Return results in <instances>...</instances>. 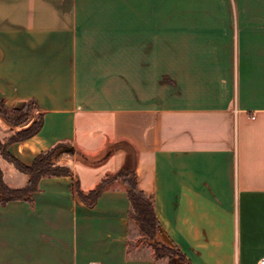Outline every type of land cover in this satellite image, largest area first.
<instances>
[{
	"label": "crops",
	"instance_id": "crops-1",
	"mask_svg": "<svg viewBox=\"0 0 264 264\" xmlns=\"http://www.w3.org/2000/svg\"><path fill=\"white\" fill-rule=\"evenodd\" d=\"M0 99L43 112L8 154L30 165L63 142L72 170L40 178L31 201L0 203V264H163L128 250L121 185L92 206L75 191L121 169L191 264L264 256V0H0ZM94 121L100 142L79 141ZM15 129L0 116V141ZM99 149L106 170L82 180L78 158ZM0 169L25 185L1 152Z\"/></svg>",
	"mask_w": 264,
	"mask_h": 264
},
{
	"label": "trees",
	"instance_id": "trees-1",
	"mask_svg": "<svg viewBox=\"0 0 264 264\" xmlns=\"http://www.w3.org/2000/svg\"><path fill=\"white\" fill-rule=\"evenodd\" d=\"M31 110L37 112V117L28 123L32 114ZM0 116L10 126L17 127L3 141H0V152L9 164L27 176L24 186L13 188L3 181L0 169L1 204L14 199L31 201L32 193L38 189L40 178L72 174L71 168L59 161L61 155L59 151L64 144L63 142H57L47 150L40 152L30 165L20 163L6 152L8 144L27 139L40 130L43 112L40 111L34 100H27L20 107H14L7 106L0 99ZM113 184L121 185L126 191L130 203L128 210V234L130 235L134 228L137 229L139 236L146 241V244L141 246V248H150L152 257L155 260H162L163 264H179L173 260V256L177 257L184 264H191L184 253L161 236V228L154 214L153 195L140 189L136 173L133 170L121 169L107 175L93 189L86 193L81 191L77 185L75 186V191L86 205L92 206L98 195ZM134 246H136L135 243H132L128 237V250L134 249Z\"/></svg>",
	"mask_w": 264,
	"mask_h": 264
},
{
	"label": "rangeland",
	"instance_id": "rangeland-1",
	"mask_svg": "<svg viewBox=\"0 0 264 264\" xmlns=\"http://www.w3.org/2000/svg\"><path fill=\"white\" fill-rule=\"evenodd\" d=\"M32 114L30 115L29 122L34 120L37 117V112L35 110H31ZM97 121V120H96ZM100 125L93 122L90 130L86 132V130L83 129V126L81 127L78 125L77 128V136L79 141H88L91 142V144L97 145L100 142V139L102 137V132H99L97 128H95L94 125ZM108 129H110V125L107 124ZM105 131L107 132L106 128ZM108 153V149L106 150H92L91 152L85 154V159H82L81 157L78 158V167L77 171L78 174L82 177V180H90L92 178H96L100 173L104 172L106 170L105 165H99L104 159L105 156ZM95 162V163H92ZM2 169L5 173V175H8L9 170H14L13 167L9 166L7 163H2ZM95 165V166H94ZM98 165V166H96ZM91 166H94V168H91ZM14 172V171H13ZM129 238L132 243H135L136 246L133 248H141V246H144L146 241L143 240L137 233V229L134 228L132 230V233L129 235ZM165 240V238H163ZM149 250H151L149 248ZM173 260L176 261L179 264H184L182 261L178 260L177 257L173 256Z\"/></svg>",
	"mask_w": 264,
	"mask_h": 264
},
{
	"label": "built area",
	"instance_id": "built-area-1",
	"mask_svg": "<svg viewBox=\"0 0 264 264\" xmlns=\"http://www.w3.org/2000/svg\"><path fill=\"white\" fill-rule=\"evenodd\" d=\"M258 264H264V256L259 260Z\"/></svg>",
	"mask_w": 264,
	"mask_h": 264
},
{
	"label": "water",
	"instance_id": "water-1",
	"mask_svg": "<svg viewBox=\"0 0 264 264\" xmlns=\"http://www.w3.org/2000/svg\"><path fill=\"white\" fill-rule=\"evenodd\" d=\"M70 149V148H69Z\"/></svg>",
	"mask_w": 264,
	"mask_h": 264
}]
</instances>
